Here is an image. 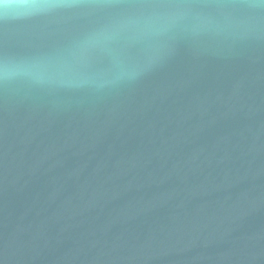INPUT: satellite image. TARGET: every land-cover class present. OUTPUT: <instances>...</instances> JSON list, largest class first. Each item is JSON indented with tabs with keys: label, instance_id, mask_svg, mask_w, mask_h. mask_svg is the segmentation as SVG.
Wrapping results in <instances>:
<instances>
[{
	"label": "water",
	"instance_id": "1",
	"mask_svg": "<svg viewBox=\"0 0 264 264\" xmlns=\"http://www.w3.org/2000/svg\"><path fill=\"white\" fill-rule=\"evenodd\" d=\"M33 2L0 7V264H264V0Z\"/></svg>",
	"mask_w": 264,
	"mask_h": 264
},
{
	"label": "clouds",
	"instance_id": "2",
	"mask_svg": "<svg viewBox=\"0 0 264 264\" xmlns=\"http://www.w3.org/2000/svg\"><path fill=\"white\" fill-rule=\"evenodd\" d=\"M37 5L33 0H12L11 3L6 2V0H0V7L7 9L10 7H19V8H33ZM41 70H37L38 74Z\"/></svg>",
	"mask_w": 264,
	"mask_h": 264
}]
</instances>
